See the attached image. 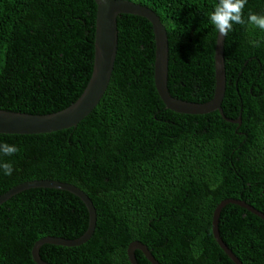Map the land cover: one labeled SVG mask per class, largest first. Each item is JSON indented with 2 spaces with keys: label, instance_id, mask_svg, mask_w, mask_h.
<instances>
[{
  "label": "trees",
  "instance_id": "trees-1",
  "mask_svg": "<svg viewBox=\"0 0 264 264\" xmlns=\"http://www.w3.org/2000/svg\"><path fill=\"white\" fill-rule=\"evenodd\" d=\"M150 8L167 33V88L203 103L213 95L217 0H128ZM264 13V0H247ZM94 0H0V109L49 114L75 101L92 71ZM106 90L76 126L42 134H0L19 151L0 160V195L31 180L82 190L96 211L78 246L44 244L49 264H130L128 244H144L159 264H234L216 243L217 204L242 200L264 214V31L234 24L224 37L221 109L181 114L160 100L153 79L150 22L121 14ZM253 41L260 46L254 47ZM88 226L85 204L54 188L23 190L0 204V264H35L31 249L47 236L68 240ZM218 231L242 264H264V220L226 204ZM139 264H150L136 250Z\"/></svg>",
  "mask_w": 264,
  "mask_h": 264
},
{
  "label": "water",
  "instance_id": "water-1",
  "mask_svg": "<svg viewBox=\"0 0 264 264\" xmlns=\"http://www.w3.org/2000/svg\"><path fill=\"white\" fill-rule=\"evenodd\" d=\"M96 6L94 52L91 75L81 94L67 107L49 114H28L18 111L0 109V134H42L50 133L76 126L101 99L110 80L113 64L116 56L117 45V17L121 14H131L147 19L154 36L155 52L153 63V81L160 100L165 107L181 114H206L218 111L228 122L239 123L240 120H232L224 117L221 102L225 91V72L223 59L224 37L216 36L214 48V89L212 97L203 103L184 101L170 95L167 88L168 71V43L167 33L159 17L148 7L128 0H94ZM31 188H54L65 190L74 194L85 204L88 212V226L85 232L78 238L68 240L60 237H43L37 240L31 249L32 259L35 264H49L42 260L38 254L39 248L44 244L60 246H78L86 242L92 235L96 223V211L92 201L77 187L57 180H31L20 183L2 195L0 204L13 195ZM239 205L264 220V214L248 205L242 200L228 198L220 201L214 208L211 221V232L218 246L226 253L234 264H242L238 257L223 242L218 231V218L221 208L226 204ZM143 253L150 264H159L152 256L148 248L139 241L128 244L127 257L130 264L137 262L135 251Z\"/></svg>",
  "mask_w": 264,
  "mask_h": 264
},
{
  "label": "clouds",
  "instance_id": "clouds-1",
  "mask_svg": "<svg viewBox=\"0 0 264 264\" xmlns=\"http://www.w3.org/2000/svg\"><path fill=\"white\" fill-rule=\"evenodd\" d=\"M247 0H217L213 10L209 13V19L218 32L219 37L227 36L234 24H248L264 31V13H255L249 10L247 20L244 19V8ZM254 47H259V41H253ZM19 151L15 145L7 142L0 143V155L12 156ZM0 170L4 175H12L14 169L10 162L0 160Z\"/></svg>",
  "mask_w": 264,
  "mask_h": 264
}]
</instances>
